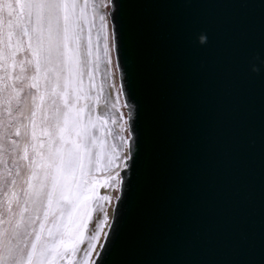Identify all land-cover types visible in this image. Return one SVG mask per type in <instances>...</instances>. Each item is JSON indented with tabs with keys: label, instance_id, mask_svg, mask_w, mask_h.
<instances>
[{
	"label": "snow or ice",
	"instance_id": "1",
	"mask_svg": "<svg viewBox=\"0 0 264 264\" xmlns=\"http://www.w3.org/2000/svg\"><path fill=\"white\" fill-rule=\"evenodd\" d=\"M194 14L231 55L264 48V0H0V264H264V170L258 228L237 170L226 236L167 232L190 154L145 52L161 28L205 48ZM260 132L264 146V114Z\"/></svg>",
	"mask_w": 264,
	"mask_h": 264
},
{
	"label": "water",
	"instance_id": "2",
	"mask_svg": "<svg viewBox=\"0 0 264 264\" xmlns=\"http://www.w3.org/2000/svg\"><path fill=\"white\" fill-rule=\"evenodd\" d=\"M110 11V7L105 9ZM220 13L213 9L204 12L208 16ZM194 23L208 30L205 48L193 50L177 33L161 28L145 52V62L163 68L164 95L174 96L177 102L178 123L190 154V171L184 179L188 191L178 193L177 212L167 223V232L200 241L226 236L231 229L233 215L225 192L237 170H242L248 180L242 197L245 232L259 227L264 75L258 76L251 69L259 68L264 74V64L253 60L241 70V59L242 55L256 54L264 59V48L253 38L243 44L240 53L231 55L225 51L218 30L196 14Z\"/></svg>",
	"mask_w": 264,
	"mask_h": 264
},
{
	"label": "clouds",
	"instance_id": "3",
	"mask_svg": "<svg viewBox=\"0 0 264 264\" xmlns=\"http://www.w3.org/2000/svg\"><path fill=\"white\" fill-rule=\"evenodd\" d=\"M200 42H201V43H207V38H206V37H202ZM252 70H253L254 72L258 71V69L255 68V67H253Z\"/></svg>",
	"mask_w": 264,
	"mask_h": 264
},
{
	"label": "bare ground",
	"instance_id": "4",
	"mask_svg": "<svg viewBox=\"0 0 264 264\" xmlns=\"http://www.w3.org/2000/svg\"><path fill=\"white\" fill-rule=\"evenodd\" d=\"M102 12H105V9H102ZM102 192H103V190H102ZM97 215H100L99 213H97ZM81 257H82V254H81Z\"/></svg>",
	"mask_w": 264,
	"mask_h": 264
}]
</instances>
